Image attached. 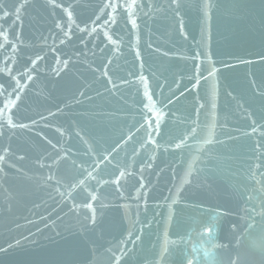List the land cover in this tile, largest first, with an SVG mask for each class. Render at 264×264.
<instances>
[{
  "label": "water",
  "instance_id": "water-1",
  "mask_svg": "<svg viewBox=\"0 0 264 264\" xmlns=\"http://www.w3.org/2000/svg\"><path fill=\"white\" fill-rule=\"evenodd\" d=\"M0 28V264H264V0H26Z\"/></svg>",
  "mask_w": 264,
  "mask_h": 264
},
{
  "label": "snow or ice",
  "instance_id": "snow-or-ice-1",
  "mask_svg": "<svg viewBox=\"0 0 264 264\" xmlns=\"http://www.w3.org/2000/svg\"><path fill=\"white\" fill-rule=\"evenodd\" d=\"M19 6L15 9H5V5L3 3V0H0V19H6L11 14L12 16H15L16 19H19V14L25 7L26 0H18ZM109 7H112V5H109ZM0 32H3V29L0 28ZM253 131H255V128H253ZM261 139H264V136L261 137ZM257 147H264V144H259ZM250 169L252 165H249ZM257 170L261 171L262 174H264V159H259L257 163ZM71 187V185H70ZM93 224L95 223L94 220L91 221ZM215 230L214 225H208L205 229L207 232H213ZM14 246V245H13ZM259 247L264 250V243H261ZM237 257H232L230 264H236ZM186 264H193L192 260H187Z\"/></svg>",
  "mask_w": 264,
  "mask_h": 264
}]
</instances>
